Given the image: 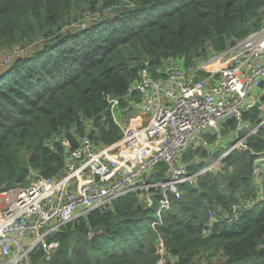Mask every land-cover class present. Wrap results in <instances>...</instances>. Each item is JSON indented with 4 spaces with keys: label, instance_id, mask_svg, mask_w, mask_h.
Masks as SVG:
<instances>
[{
    "label": "trees",
    "instance_id": "trees-1",
    "mask_svg": "<svg viewBox=\"0 0 264 264\" xmlns=\"http://www.w3.org/2000/svg\"><path fill=\"white\" fill-rule=\"evenodd\" d=\"M89 11L106 14L91 28L64 29ZM262 27L264 0H0V194L63 175L66 139L76 146L89 136L97 147L120 140L142 100L131 88L147 61L195 71L211 52ZM14 49L21 55L2 65ZM245 117L256 124L260 105ZM236 128V118L222 119L220 143L218 133L203 132L209 146L192 144L178 164L199 172L234 144ZM247 140L221 169L180 185L157 231V208L131 192L51 232L56 254L47 260L40 247L30 264H159V233L168 264H264V204L233 208L261 196L253 151L264 150V128ZM167 173L162 161L148 182Z\"/></svg>",
    "mask_w": 264,
    "mask_h": 264
},
{
    "label": "built area",
    "instance_id": "built-area-1",
    "mask_svg": "<svg viewBox=\"0 0 264 264\" xmlns=\"http://www.w3.org/2000/svg\"><path fill=\"white\" fill-rule=\"evenodd\" d=\"M100 20L99 12L89 11L65 29L91 28ZM237 42L221 67L216 55L194 72L178 61L159 67L147 61L131 88L142 96L141 113L124 128L120 140L97 147L89 136L79 137L76 146L66 139L68 156L63 175L38 177L28 186L3 191L0 264H30L31 255L40 247L50 260L60 247L57 241H47L51 232L131 192H136L148 208H157L152 223L157 231L164 223V213L172 208V196L181 197L180 185L194 183L219 165L223 167L234 150H247V138L264 128V93L257 92L264 82V27ZM6 55L5 64H9L21 52L14 49ZM257 105L262 118L253 124L245 115ZM226 118L237 120L236 140L229 149L211 158L199 172L189 173L186 165L178 164L195 140L202 142L200 136L205 129L214 128L220 143L219 122ZM253 154L258 155L254 175L261 185L260 200L251 197L234 204L235 213L264 204V150ZM162 161L168 164L166 180L148 182V176ZM76 178L78 184L73 188ZM210 215L212 221L216 220L214 213ZM157 247L159 264H168V248L160 233Z\"/></svg>",
    "mask_w": 264,
    "mask_h": 264
},
{
    "label": "rangeland",
    "instance_id": "rangeland-1",
    "mask_svg": "<svg viewBox=\"0 0 264 264\" xmlns=\"http://www.w3.org/2000/svg\"><path fill=\"white\" fill-rule=\"evenodd\" d=\"M103 14H106L104 11L101 13V16L103 15ZM78 19H80V18H78ZM241 40H239L238 42H240ZM237 42V43H238ZM235 46V44L234 45H231L230 47H228L226 50H225V52H211L210 53V55H208L205 59H202L199 63H198V67H202V65H204V64H207V63H209V61L216 55L217 57H218V59H219V62H220V65H219V67H221V66H224L227 62H228V59L230 58V56H231V54H232V48ZM6 54H8V53H6ZM7 55H3L2 56V65H4V63H6L5 62V57H6ZM197 67V68H198ZM218 67V68H219ZM203 74H204V72H201L200 73V76H203ZM257 92H258V95H262L263 93H264V91H263V88H262V90L261 89H258L257 90ZM256 97H257V95H256ZM141 113V108L139 107V105H138V109H137V112L134 114V115H132L131 116V118L130 117H128V118H125V121L123 122V125L125 126V127H127V126H129L130 125V121L135 117V116H137V115H139ZM146 124H147V122H146ZM204 132H206L207 133V136H209V135H211V133L213 132V133H215V129L214 128H211V127H209V128H207V129H205V131ZM200 139H202V142H197L198 140H195V142L194 143H192V144H198V145H203L205 148H206V146H209V143H207L208 141H209V139H206V135H203V134H201V136H200ZM205 139H206V141H205ZM191 144V145H192ZM190 145V146H191ZM189 149V148H188ZM187 149V150H188ZM221 167H222V165H219L218 166V169H221ZM207 174H205L204 176H206ZM73 188L78 184V179L76 178L74 181H73ZM223 262V260L220 262V263H218V264H221Z\"/></svg>",
    "mask_w": 264,
    "mask_h": 264
},
{
    "label": "clouds",
    "instance_id": "clouds-1",
    "mask_svg": "<svg viewBox=\"0 0 264 264\" xmlns=\"http://www.w3.org/2000/svg\"><path fill=\"white\" fill-rule=\"evenodd\" d=\"M81 18H83V17H81ZM81 18H80V19H81ZM77 20H78V19H77ZM69 24H70V23H69ZM66 25H68V24H66ZM65 27H66V26H65ZM65 27H64V29H65Z\"/></svg>",
    "mask_w": 264,
    "mask_h": 264
},
{
    "label": "water",
    "instance_id": "water-1",
    "mask_svg": "<svg viewBox=\"0 0 264 264\" xmlns=\"http://www.w3.org/2000/svg\"><path fill=\"white\" fill-rule=\"evenodd\" d=\"M176 264H179V263H176Z\"/></svg>",
    "mask_w": 264,
    "mask_h": 264
}]
</instances>
